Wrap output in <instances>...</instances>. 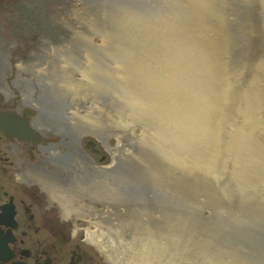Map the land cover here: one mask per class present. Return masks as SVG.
<instances>
[{
    "label": "water",
    "instance_id": "obj_1",
    "mask_svg": "<svg viewBox=\"0 0 264 264\" xmlns=\"http://www.w3.org/2000/svg\"><path fill=\"white\" fill-rule=\"evenodd\" d=\"M55 1L61 30L27 56L50 58V121L99 152L77 201L50 187L85 245L106 264H264V0Z\"/></svg>",
    "mask_w": 264,
    "mask_h": 264
},
{
    "label": "flooded vegetation",
    "instance_id": "obj_2",
    "mask_svg": "<svg viewBox=\"0 0 264 264\" xmlns=\"http://www.w3.org/2000/svg\"><path fill=\"white\" fill-rule=\"evenodd\" d=\"M56 4L55 0H19L0 5L2 43L17 54L0 62V236H13L10 263L89 264L79 246L66 248L67 236L50 233L54 219H83L72 214L63 217L50 187H55L54 194L67 193L77 201L85 167L101 169L95 164L99 152L90 143L92 154L86 153L85 136L73 139L70 130L74 129L63 113L53 115L58 124L50 121V58L27 56L49 47L52 33L61 30L54 29L53 19L67 9L54 8ZM51 123L60 133L50 129ZM57 138L59 142L54 141ZM93 204L97 210L104 207L100 201ZM55 209L58 214L53 216Z\"/></svg>",
    "mask_w": 264,
    "mask_h": 264
},
{
    "label": "rangeland",
    "instance_id": "obj_3",
    "mask_svg": "<svg viewBox=\"0 0 264 264\" xmlns=\"http://www.w3.org/2000/svg\"><path fill=\"white\" fill-rule=\"evenodd\" d=\"M57 214L58 212L55 209L52 212V215L56 216ZM54 221V224H50V233H56V235L53 234V236H67V249L71 250L75 246H79L82 252H84V254L86 255L89 264H106L103 256L96 248H94L93 246L85 245L87 228L89 226L88 222L83 219H79L78 222L73 221L66 223H61L57 219H54Z\"/></svg>",
    "mask_w": 264,
    "mask_h": 264
},
{
    "label": "bare ground",
    "instance_id": "obj_4",
    "mask_svg": "<svg viewBox=\"0 0 264 264\" xmlns=\"http://www.w3.org/2000/svg\"><path fill=\"white\" fill-rule=\"evenodd\" d=\"M75 234H76V230H75ZM87 236H88V230H87V234H86V239H87Z\"/></svg>",
    "mask_w": 264,
    "mask_h": 264
}]
</instances>
